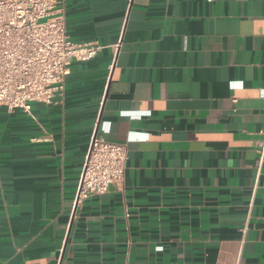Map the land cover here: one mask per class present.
Returning a JSON list of instances; mask_svg holds the SVG:
<instances>
[{
  "label": "crops",
  "instance_id": "0c3cea01",
  "mask_svg": "<svg viewBox=\"0 0 264 264\" xmlns=\"http://www.w3.org/2000/svg\"><path fill=\"white\" fill-rule=\"evenodd\" d=\"M56 1L103 48L0 107V264H264V0ZM94 131L123 182L74 207Z\"/></svg>",
  "mask_w": 264,
  "mask_h": 264
},
{
  "label": "built area",
  "instance_id": "2783aa9c",
  "mask_svg": "<svg viewBox=\"0 0 264 264\" xmlns=\"http://www.w3.org/2000/svg\"><path fill=\"white\" fill-rule=\"evenodd\" d=\"M56 0H0V107L30 112L32 102L50 103L63 95L72 61L94 57L102 45L69 39L64 12ZM122 31L108 48L107 81L114 70ZM264 150V142L260 152ZM126 146L92 133L78 178L73 206L120 185Z\"/></svg>",
  "mask_w": 264,
  "mask_h": 264
}]
</instances>
